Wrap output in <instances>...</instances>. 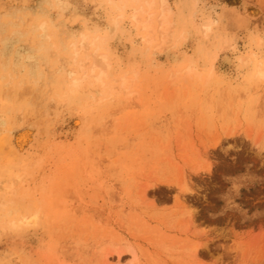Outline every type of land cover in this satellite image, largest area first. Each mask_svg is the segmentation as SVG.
Listing matches in <instances>:
<instances>
[{"label": "rangeland", "instance_id": "1", "mask_svg": "<svg viewBox=\"0 0 264 264\" xmlns=\"http://www.w3.org/2000/svg\"><path fill=\"white\" fill-rule=\"evenodd\" d=\"M261 65L264 0H0V264H264Z\"/></svg>", "mask_w": 264, "mask_h": 264}, {"label": "clouds", "instance_id": "2", "mask_svg": "<svg viewBox=\"0 0 264 264\" xmlns=\"http://www.w3.org/2000/svg\"><path fill=\"white\" fill-rule=\"evenodd\" d=\"M110 6L115 8L116 12L118 13L117 15H114V17L112 19V24L117 29H119L121 22L125 19V16L123 15L124 9L119 8L118 6L112 5V4H110ZM141 11H142V9L133 12V14L131 16L132 21L137 22V23L139 22L138 21V16H139ZM167 15H168V13H163L162 12L161 19L162 20L166 19ZM46 28H47V24H41L40 25V30L41 31H45ZM210 31H211V26L210 25H205V32L207 33V32H210ZM90 41H91V45L93 47H95L97 43L101 42L100 38L98 36L95 39H91L88 35H84V34L81 35V37H80L81 47H83L84 44H88ZM99 58L104 64L108 63L107 56H100ZM262 69H264V65H261L257 69L256 76H257V78L264 80V70H262ZM97 72L99 73L98 75H97ZM92 75L95 76V79L97 80V82H101L103 77H104V75H105V73H104L103 70H100V69H97V68L94 67L92 69ZM69 76L71 78V86H72V88L73 89L79 88L81 83H82L81 78L78 77L76 73H69ZM13 227H16V225L14 224Z\"/></svg>", "mask_w": 264, "mask_h": 264}, {"label": "bare ground", "instance_id": "3", "mask_svg": "<svg viewBox=\"0 0 264 264\" xmlns=\"http://www.w3.org/2000/svg\"><path fill=\"white\" fill-rule=\"evenodd\" d=\"M30 220V219H29ZM27 223V222H26Z\"/></svg>", "mask_w": 264, "mask_h": 264}]
</instances>
